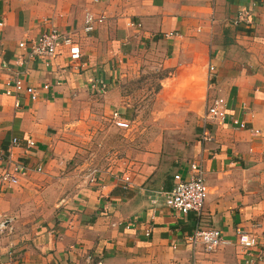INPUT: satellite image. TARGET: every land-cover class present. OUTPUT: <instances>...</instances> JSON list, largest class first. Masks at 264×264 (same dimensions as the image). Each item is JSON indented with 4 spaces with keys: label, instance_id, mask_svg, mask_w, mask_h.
Instances as JSON below:
<instances>
[{
    "label": "crops",
    "instance_id": "crops-1",
    "mask_svg": "<svg viewBox=\"0 0 264 264\" xmlns=\"http://www.w3.org/2000/svg\"><path fill=\"white\" fill-rule=\"evenodd\" d=\"M86 10L104 16L88 33L82 30ZM129 20L140 25L128 26ZM0 22V165L19 161L30 168L0 191V219L11 218V229L0 234V263L89 264L85 257L91 254L101 256V264H246L248 256L234 242L240 227L257 234L255 249L263 259L252 264H264V0H0ZM48 26L75 36L79 64L68 66L64 45L49 66L24 59L16 69L36 98L21 92L14 107L3 89L16 58H25L17 43H28ZM156 55L165 57L162 65L171 74L156 99L166 88L173 107L182 104L185 113L199 116L208 98L225 100V122L208 125L211 139L175 155L179 165L172 173H184L194 160L204 168L207 195L198 216L178 215L160 200L150 203L164 183L156 178L157 147L133 155L128 189L104 173L96 183L69 190L61 178L52 183L73 151L60 135L66 128L57 130L61 117L51 116L54 106L85 93L89 78L112 87L152 66ZM208 64L215 68L211 83ZM233 117L244 128L230 124ZM27 139L34 141L30 148ZM60 187L62 193L56 192ZM196 224L219 229L227 243L212 252L191 246L185 238Z\"/></svg>",
    "mask_w": 264,
    "mask_h": 264
},
{
    "label": "rangeland",
    "instance_id": "rangeland-1",
    "mask_svg": "<svg viewBox=\"0 0 264 264\" xmlns=\"http://www.w3.org/2000/svg\"><path fill=\"white\" fill-rule=\"evenodd\" d=\"M154 57L152 66L145 64L141 72L129 79H118L112 87L103 79L91 77L84 86L85 93L77 99L65 96L64 106H54L55 111L51 112V116L61 117L56 121L57 130L59 131L61 127L66 128L62 129L60 135L64 134L63 142L71 146L73 151L67 155L56 173L52 174L55 178L52 183L57 181V177L61 178L64 180L62 182L64 190L65 188L69 190L96 183L98 177L104 173L117 176L119 186L128 189L132 184V178L126 187H122L121 176L126 171L132 177L133 155L149 147L159 149L160 162L155 172L160 184L164 181L161 191L171 187L174 173L186 176L188 169L184 173L181 171L172 173L173 167L179 165L175 162V155L180 156L179 153L189 150L196 141L210 140L208 125L217 123L203 122L205 104L200 116L192 112L191 115L185 113L182 104L173 107L165 98L166 88H163L161 95L156 99L155 93L161 87L163 79L171 74L168 67L162 65L161 60L165 57L161 55ZM110 89L115 91L111 95L106 94ZM118 111L125 116H119ZM117 121L126 122L127 125H120ZM203 131L209 137L208 140L201 137ZM192 162H199L202 166L200 160ZM170 172L171 185L167 187ZM49 188H52L48 189L50 193L55 192L53 185ZM62 191L60 187L56 192ZM254 234L257 237L255 249L259 245V239L257 234ZM254 251L255 255L260 253V258H253V255L251 261L244 260L246 264L263 259L261 250ZM252 253L253 250L244 255L249 256ZM90 256L89 264L96 259L102 262L101 256L93 257L91 254Z\"/></svg>",
    "mask_w": 264,
    "mask_h": 264
},
{
    "label": "built area",
    "instance_id": "built-area-1",
    "mask_svg": "<svg viewBox=\"0 0 264 264\" xmlns=\"http://www.w3.org/2000/svg\"><path fill=\"white\" fill-rule=\"evenodd\" d=\"M98 0H90L91 3H95ZM104 21V16L100 14H94L91 11L86 10L83 13V25L82 30L85 33L91 32L98 24ZM1 25V22H0ZM128 26L138 27L140 24L131 20L127 21ZM173 32L164 33V36H173ZM59 45L66 46L68 66L76 68L80 59V47L75 36L69 32H62L53 26L45 28L36 38L30 39L28 43L25 41H19L17 46L25 49V58L18 57L13 66V74L5 80L3 93L5 95L12 96L14 98V107L19 106L18 95L23 92L27 94L30 100L36 98V90L33 86L25 83V78L22 75V71H17L16 67L23 66L24 59L37 60L44 66H49L51 60L57 53V47ZM215 72L213 65H207V73L209 78L207 81L211 83L210 76L212 78ZM41 88L48 89L49 84L44 83ZM203 122H216L222 124L226 118L225 100L220 96L210 97L205 102L203 110ZM120 125H127L126 122L117 121ZM229 123L238 127L244 128V122L236 118H230ZM203 139L208 140L209 137L203 131ZM13 146L17 145V142L12 143ZM34 145V141L31 139L26 140V147L30 148ZM29 165L19 161H7L5 164L0 165V191L9 188L18 182L20 175H23L28 171ZM35 170L39 171V167ZM204 171L199 162H192L188 166L186 176L174 173L172 175V185L166 191H160L158 193V199H151V204L160 203L168 210L173 211L178 215H186L193 213L196 216L200 215L203 209L204 201L207 195V189L204 180ZM122 187H126L131 177L126 171L121 176ZM156 201V202H155ZM11 218L4 217L0 219V234L5 230H10ZM149 234V229L145 230L144 235ZM186 241L195 246L200 245L203 251L212 252L218 247L227 243V240L223 237L221 231L214 227L202 226L196 224L191 233L186 236ZM234 242L241 250V253L249 254L254 249L257 243V237L254 233L245 231L240 227L234 230ZM260 258V253L254 255L253 258ZM86 260H90V254L85 257ZM248 261H251V255L248 256ZM3 264V263H0ZM92 264H101L100 259H96Z\"/></svg>",
    "mask_w": 264,
    "mask_h": 264
}]
</instances>
